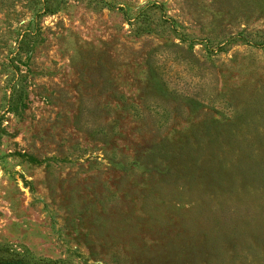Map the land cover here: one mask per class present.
<instances>
[{"label": "rangeland", "instance_id": "374dc122", "mask_svg": "<svg viewBox=\"0 0 264 264\" xmlns=\"http://www.w3.org/2000/svg\"><path fill=\"white\" fill-rule=\"evenodd\" d=\"M0 258L264 264V0H0Z\"/></svg>", "mask_w": 264, "mask_h": 264}, {"label": "trees", "instance_id": "16d2710c", "mask_svg": "<svg viewBox=\"0 0 264 264\" xmlns=\"http://www.w3.org/2000/svg\"><path fill=\"white\" fill-rule=\"evenodd\" d=\"M1 264H20V260H11V261H3L2 258H0ZM3 261V262H2Z\"/></svg>", "mask_w": 264, "mask_h": 264}]
</instances>
